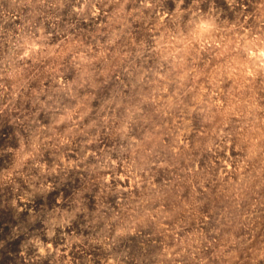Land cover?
I'll use <instances>...</instances> for the list:
<instances>
[{"label":"rangeland","instance_id":"1","mask_svg":"<svg viewBox=\"0 0 264 264\" xmlns=\"http://www.w3.org/2000/svg\"><path fill=\"white\" fill-rule=\"evenodd\" d=\"M0 264H264V0H0Z\"/></svg>","mask_w":264,"mask_h":264}]
</instances>
